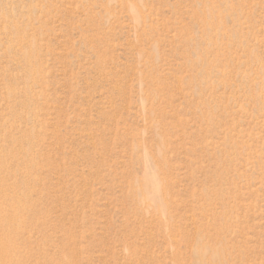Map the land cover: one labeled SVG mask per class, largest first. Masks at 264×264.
<instances>
[{
  "label": "rangeland",
  "instance_id": "rangeland-1",
  "mask_svg": "<svg viewBox=\"0 0 264 264\" xmlns=\"http://www.w3.org/2000/svg\"><path fill=\"white\" fill-rule=\"evenodd\" d=\"M0 264H264V0H0Z\"/></svg>",
  "mask_w": 264,
  "mask_h": 264
}]
</instances>
